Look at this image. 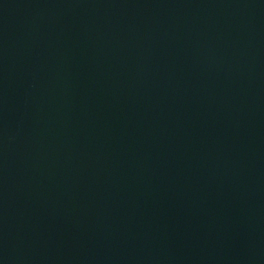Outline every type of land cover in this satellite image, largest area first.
Wrapping results in <instances>:
<instances>
[{
  "label": "water",
  "instance_id": "95a60500",
  "mask_svg": "<svg viewBox=\"0 0 264 264\" xmlns=\"http://www.w3.org/2000/svg\"><path fill=\"white\" fill-rule=\"evenodd\" d=\"M0 264H264V0H0Z\"/></svg>",
  "mask_w": 264,
  "mask_h": 264
}]
</instances>
